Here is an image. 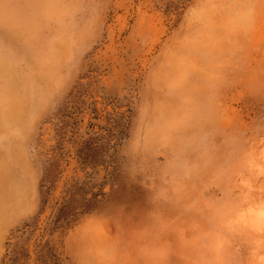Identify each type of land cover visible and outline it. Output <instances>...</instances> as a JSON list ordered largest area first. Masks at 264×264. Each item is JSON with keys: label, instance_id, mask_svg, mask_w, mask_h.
I'll list each match as a JSON object with an SVG mask.
<instances>
[{"label": "rangeland", "instance_id": "obj_1", "mask_svg": "<svg viewBox=\"0 0 264 264\" xmlns=\"http://www.w3.org/2000/svg\"><path fill=\"white\" fill-rule=\"evenodd\" d=\"M264 0H0V264H264Z\"/></svg>", "mask_w": 264, "mask_h": 264}, {"label": "bare ground", "instance_id": "obj_2", "mask_svg": "<svg viewBox=\"0 0 264 264\" xmlns=\"http://www.w3.org/2000/svg\"><path fill=\"white\" fill-rule=\"evenodd\" d=\"M264 212V211H263Z\"/></svg>", "mask_w": 264, "mask_h": 264}]
</instances>
